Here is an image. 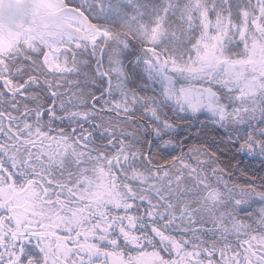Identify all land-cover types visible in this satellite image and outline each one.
I'll return each mask as SVG.
<instances>
[{"label":"snow or ice","instance_id":"obj_1","mask_svg":"<svg viewBox=\"0 0 264 264\" xmlns=\"http://www.w3.org/2000/svg\"><path fill=\"white\" fill-rule=\"evenodd\" d=\"M0 20V264H264V0H34Z\"/></svg>","mask_w":264,"mask_h":264},{"label":"rangeland","instance_id":"obj_2","mask_svg":"<svg viewBox=\"0 0 264 264\" xmlns=\"http://www.w3.org/2000/svg\"><path fill=\"white\" fill-rule=\"evenodd\" d=\"M32 2L34 0H0V20L3 25L6 28L12 27L14 30L22 29L24 26L26 29L31 23V17L21 14L19 8Z\"/></svg>","mask_w":264,"mask_h":264},{"label":"trees","instance_id":"obj_3","mask_svg":"<svg viewBox=\"0 0 264 264\" xmlns=\"http://www.w3.org/2000/svg\"><path fill=\"white\" fill-rule=\"evenodd\" d=\"M23 29H25V28H23ZM23 29H21V30H23ZM11 31H12V29H11Z\"/></svg>","mask_w":264,"mask_h":264}]
</instances>
